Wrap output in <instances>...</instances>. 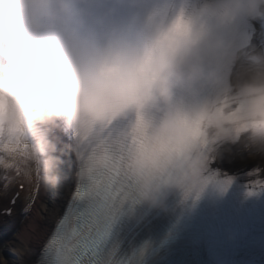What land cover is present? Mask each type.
<instances>
[{"label":"clouds","instance_id":"clouds-1","mask_svg":"<svg viewBox=\"0 0 264 264\" xmlns=\"http://www.w3.org/2000/svg\"><path fill=\"white\" fill-rule=\"evenodd\" d=\"M255 23L264 0H0V143L23 146L26 180L58 187L52 130L98 149L86 178L109 168L119 126L140 205L201 198L206 142L264 159V48L239 34Z\"/></svg>","mask_w":264,"mask_h":264},{"label":"snow or ice","instance_id":"snow-or-ice-1","mask_svg":"<svg viewBox=\"0 0 264 264\" xmlns=\"http://www.w3.org/2000/svg\"><path fill=\"white\" fill-rule=\"evenodd\" d=\"M106 135L108 140L102 150L110 166L106 170L90 171L86 178H80L78 175L82 171L81 162L86 152H94L98 149L93 145H76L73 133L71 141L62 139L58 142L57 154L62 161L60 173L67 178L65 169L71 168L78 180L71 200L72 213L61 216L54 231V237L50 238V240L53 238L58 240V245L50 248L46 242L42 253V257L46 256L44 264H113L115 249L109 248L108 245L113 226L122 217L135 211L140 201L129 175L125 158L128 146L121 140L120 127L110 128ZM138 142L137 137L134 143ZM22 148L19 141L16 144L0 143V154L14 156ZM218 148L214 143L204 144L206 185L213 183L216 179V173L210 172V168L216 162ZM65 156L68 157L67 160L64 159ZM0 165H3L5 169L15 168L18 175L21 172L20 163H7L2 156H0ZM259 171L257 169V172ZM4 179L7 186L9 181L6 176ZM254 183H259L260 191H264V182L255 181ZM230 184L231 180L225 181L226 186ZM81 192H87V197L81 198ZM258 193L251 185L247 195L254 196ZM17 198L18 194L13 197L11 203L15 204ZM181 198L182 202L191 200L195 204L200 196L184 194ZM27 211L26 208L25 212ZM4 215H11V209H6Z\"/></svg>","mask_w":264,"mask_h":264},{"label":"bare ground","instance_id":"bare-ground-1","mask_svg":"<svg viewBox=\"0 0 264 264\" xmlns=\"http://www.w3.org/2000/svg\"><path fill=\"white\" fill-rule=\"evenodd\" d=\"M252 39L249 47L264 48V33L260 23L252 24ZM64 129L58 127L52 130L50 138L57 145L63 140L70 141L65 137ZM218 159L215 165L224 171L239 174L246 173L250 177L264 175V159H251L244 154L239 146L223 145L217 151ZM240 152V153H239ZM239 153V154H238ZM7 163H18L17 159L6 153L0 154ZM237 156L236 162L232 157ZM68 159L67 156L64 157ZM18 175L15 168L5 169L0 165V248L7 243V257H0L1 264H35L42 247L51 233L57 219L62 214L64 207L74 189L76 178L75 172L66 167L67 178L60 173L61 184L54 193V199H50L49 187L38 183L33 172L32 180L24 178L22 172ZM257 169L260 171L257 172ZM9 181L5 186L6 181ZM245 176V174H244ZM247 177V176H246ZM24 185L21 191L19 186ZM18 191V200L11 215H3L2 210L9 206L10 200ZM28 209L27 213L25 209Z\"/></svg>","mask_w":264,"mask_h":264},{"label":"rangeland","instance_id":"rangeland-1","mask_svg":"<svg viewBox=\"0 0 264 264\" xmlns=\"http://www.w3.org/2000/svg\"><path fill=\"white\" fill-rule=\"evenodd\" d=\"M236 160H237V157H234L233 162L235 163ZM56 190H57V187H49L48 192H49V196H51L50 199H52V200L54 199V193L56 192ZM6 249H7V243H3L2 247L0 248V257H7V254L5 251ZM0 264H1V262H0Z\"/></svg>","mask_w":264,"mask_h":264}]
</instances>
